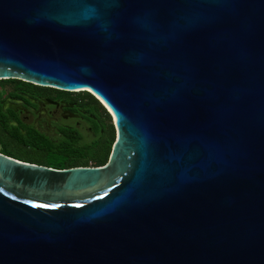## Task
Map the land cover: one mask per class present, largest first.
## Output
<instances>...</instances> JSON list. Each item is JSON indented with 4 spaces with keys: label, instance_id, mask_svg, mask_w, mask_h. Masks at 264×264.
<instances>
[{
    "label": "water",
    "instance_id": "1",
    "mask_svg": "<svg viewBox=\"0 0 264 264\" xmlns=\"http://www.w3.org/2000/svg\"><path fill=\"white\" fill-rule=\"evenodd\" d=\"M6 80L92 94L116 140L0 153V264H264V0H0Z\"/></svg>",
    "mask_w": 264,
    "mask_h": 264
},
{
    "label": "flooded vegetation",
    "instance_id": "2",
    "mask_svg": "<svg viewBox=\"0 0 264 264\" xmlns=\"http://www.w3.org/2000/svg\"><path fill=\"white\" fill-rule=\"evenodd\" d=\"M86 92H66L19 81L1 84L0 153L24 162L45 157L46 148L98 140L101 110ZM101 103V102H99ZM103 132V131H101ZM44 166V165H43Z\"/></svg>",
    "mask_w": 264,
    "mask_h": 264
},
{
    "label": "trees",
    "instance_id": "3",
    "mask_svg": "<svg viewBox=\"0 0 264 264\" xmlns=\"http://www.w3.org/2000/svg\"><path fill=\"white\" fill-rule=\"evenodd\" d=\"M20 80H6L0 81V83H14ZM86 95L96 101L98 104L97 109L101 110V117L103 118L102 127H98L97 135L98 140L90 144L80 145L77 144V139H74L72 144L64 148H46L44 149L45 157L50 156L51 158H32L30 163L44 165L50 168L64 170L74 167H97L104 166L109 160L112 148L116 140V129L113 120L106 109L101 103L90 93L86 92ZM103 131V132H101ZM20 160V159H18ZM22 161V160H21Z\"/></svg>",
    "mask_w": 264,
    "mask_h": 264
},
{
    "label": "rangeland",
    "instance_id": "4",
    "mask_svg": "<svg viewBox=\"0 0 264 264\" xmlns=\"http://www.w3.org/2000/svg\"><path fill=\"white\" fill-rule=\"evenodd\" d=\"M1 84H3V83H0V88H1Z\"/></svg>",
    "mask_w": 264,
    "mask_h": 264
}]
</instances>
